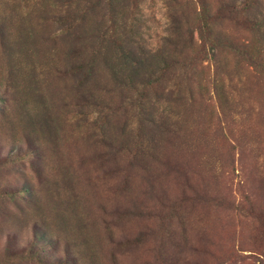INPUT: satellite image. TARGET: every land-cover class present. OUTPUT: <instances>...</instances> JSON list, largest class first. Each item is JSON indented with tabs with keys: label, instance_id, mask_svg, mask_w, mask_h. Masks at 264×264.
I'll return each mask as SVG.
<instances>
[{
	"label": "rangeland",
	"instance_id": "rangeland-1",
	"mask_svg": "<svg viewBox=\"0 0 264 264\" xmlns=\"http://www.w3.org/2000/svg\"><path fill=\"white\" fill-rule=\"evenodd\" d=\"M165 1L128 0L122 13L132 28L124 38L133 49L161 47ZM185 1L189 6L179 3L177 14L191 20L196 5ZM42 2L48 16L50 1ZM89 23H78L73 35ZM37 24L50 33L46 41L35 39L39 56L76 44L73 36L58 39L53 25ZM4 66L0 61V90ZM202 66L211 73L208 62ZM103 70L96 65L85 84L117 105L114 94H101L110 86ZM66 81L52 79L53 88L68 89ZM236 88L225 104L232 121L216 119L212 98V111L198 127L191 123L183 145L176 137L173 146L159 149L164 155L153 149L154 158L130 165L119 153L107 155L105 147L132 148V135L120 130V110H109L115 114L101 118L95 132L82 122L77 126L72 114L63 116L55 138L40 135L37 157L23 141L21 123L3 121L0 102V264H264V81L247 78ZM42 90L51 116L56 106L49 78ZM67 103L73 104V95ZM52 117L59 124L62 116ZM237 206L247 210L237 212ZM138 235L144 237L135 242Z\"/></svg>",
	"mask_w": 264,
	"mask_h": 264
},
{
	"label": "trees",
	"instance_id": "trees-1",
	"mask_svg": "<svg viewBox=\"0 0 264 264\" xmlns=\"http://www.w3.org/2000/svg\"><path fill=\"white\" fill-rule=\"evenodd\" d=\"M45 1H50L52 9L48 16L42 15V0H18L17 4L0 0V61L5 65L1 69L0 102L5 103L1 115L10 125L21 123L23 141L35 155L40 135L55 138L63 116L72 114L77 126L82 122L95 132L101 118L115 114H108L111 109L123 113L120 130L129 132L133 143L128 150L120 143L106 142L107 155L119 153L128 165L134 159L154 158L153 149L164 155L159 149L173 146L176 137L183 145L191 123L198 127L201 118L212 111V98L218 104L216 119L229 122L233 116L225 105L227 97L247 78L264 81V3L259 0H191L196 5L190 11L191 20L177 14L179 3L184 1L187 8L189 2L166 0L162 45L146 50L142 46L133 49L124 38L132 28L122 13L128 9V0ZM87 18L90 23L84 32L73 35L78 23ZM233 19L235 23L227 27L225 22ZM38 21L53 25L62 42L73 36L76 44H64L57 53L54 48L53 52L45 49L39 56L35 39L41 36L46 41L50 33L40 31ZM203 62L210 64L211 73L205 71ZM96 65L108 73L110 81L107 89L100 88L101 94H114L117 105L109 106L87 88L85 81ZM48 78L49 96L56 106L52 115L62 116L59 124L46 113L47 97L42 89ZM52 79H64L70 87L53 88ZM70 95L73 104L67 103ZM247 205L248 210L237 206V212L250 214L253 204L248 201ZM140 237L144 236L134 241Z\"/></svg>",
	"mask_w": 264,
	"mask_h": 264
}]
</instances>
